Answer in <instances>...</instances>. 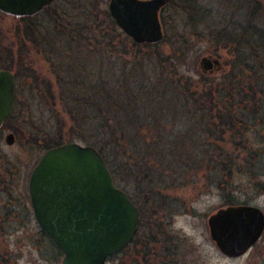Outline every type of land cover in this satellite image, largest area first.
<instances>
[{"label":"rangeland","instance_id":"obj_1","mask_svg":"<svg viewBox=\"0 0 264 264\" xmlns=\"http://www.w3.org/2000/svg\"><path fill=\"white\" fill-rule=\"evenodd\" d=\"M108 3L109 0H97L93 6L90 0H56L48 12L55 11L60 20L79 22L90 28V11H94L99 14L98 22L101 21V28H104L109 24L103 15L108 12ZM196 3L202 12H199L200 21L195 23L197 26H193L185 10L175 5L166 6L160 12L164 38L158 49L163 55L161 58L168 59L161 68L142 58L147 50L145 47L140 52H136L137 48L131 44L122 48L117 35L123 38L124 34L117 26L112 34L115 48L109 54L104 50L102 59L90 60V41L89 45L69 48V39L55 31L47 12L34 17V23L41 24L45 32L43 39L39 37L42 46L36 48L25 40L24 64L14 63L10 71L15 78L16 72L25 74L26 66L30 75L49 80L53 90L52 94L43 93L26 74L15 78L14 120L0 127V206L9 203L15 213L24 210L27 215L12 224L24 228L23 234L0 235V248L15 254L17 262L11 264H60L63 256L41 233L34 219L27 182L32 168L45 151L38 144V135L56 122L55 110L61 111L65 128L69 125L68 117L61 110L60 96L64 95L65 82L77 76L75 69H69L70 60L82 65L86 73L102 69L111 81L120 77L124 85L132 79L142 88L149 82L158 84L156 79L159 77L163 79L159 82L163 89L159 99L163 101L162 108L169 113L163 131L175 154L158 162L152 161L153 166L131 168L115 157L113 163L117 186L139 202L148 216L155 209L161 210L159 222L171 237L169 244L173 248L169 264L259 263L264 235L244 254L227 257L211 239L207 219L217 209L226 207L229 201L257 206L264 213V38L258 40L255 34L264 30V0H197ZM21 18L0 12V48L17 50L18 29L21 31L24 27ZM248 19L251 20L249 27ZM221 30L246 35L240 40L244 44L241 48L244 61H234V43L225 45L222 38L217 39ZM202 57L218 60L211 72L202 71L199 63ZM223 83L228 86L253 85L258 91L255 100H235L231 109L233 114L243 113L241 122L228 123L223 118L227 110L219 105L220 102L217 107L196 112V102L189 98L194 91L202 96ZM167 101L174 106L170 108ZM201 101L210 103L207 99ZM8 132L15 137L11 145L4 141ZM67 136L64 131L63 143L87 145L83 141L67 140ZM222 163L229 165L228 169L222 168ZM153 215L157 220L160 217ZM160 245L149 243L150 252L145 255L140 253L139 246H129L108 258L106 264H161Z\"/></svg>","mask_w":264,"mask_h":264},{"label":"trees","instance_id":"obj_2","mask_svg":"<svg viewBox=\"0 0 264 264\" xmlns=\"http://www.w3.org/2000/svg\"><path fill=\"white\" fill-rule=\"evenodd\" d=\"M196 1L197 0H170L160 9V12L166 6L175 5L177 8L185 10L193 26H197L195 23L200 21L202 12L198 8ZM95 2L97 3V0H90V4L93 6L96 4ZM49 8L50 6L46 7L44 12H47L46 14L49 20L53 22L54 28L56 29L55 31L69 39L67 42L69 48L75 45L79 46V44L82 46L89 45L90 41V60H93L95 57L102 59V52L104 50L109 54V52L115 48L112 43L115 41V37L112 34L113 29H115L117 25L109 11L103 13L109 21L108 26L104 28H101V21L98 22L99 14L90 11L89 28L87 27L88 25L80 24L79 22L69 23L66 20H60L58 16H55V11H53L52 14L48 12ZM160 12L159 19L163 29ZM199 12H201V14H199ZM33 19L34 17L21 18L24 27H22L21 31L18 29L17 37L20 40L19 46L17 44L15 45L18 47L17 50L14 51L7 47L0 48V69L11 70L14 63H17V65L23 63L25 40L31 42L36 48L42 46V43L39 42V37L42 36V39L44 38V29L41 24L34 23ZM250 22L251 20L248 19V27L250 26ZM123 34V38L117 35L118 44H120L122 48L131 44L137 48L136 52H140L141 48L145 47L147 50L143 52L142 58L150 60L154 66L157 65L159 68L168 62L167 58H165V60L161 58L163 55L158 49L163 39L157 43L137 44L124 32ZM255 34L258 35V40L264 38V30ZM243 36L246 35H244V33H239L237 35L227 30H221L218 33L217 39L220 41L222 38L225 45L234 43L232 45L233 54H235L233 58L236 59L234 61L239 59L242 61L245 60V58L241 57V48H243L244 44L240 40L243 39ZM109 47L110 50H108ZM150 50L153 52H150ZM254 55L258 56L255 52ZM70 62L71 65L69 69H75L77 71V76L65 82L64 85L66 87L64 88L66 89L64 90V95L62 94L60 96L62 103L61 110L62 113L68 117L69 125L65 128L66 124L61 117V111L55 110L56 122L54 124L51 123L49 129L42 135H38V144L43 150L63 143L62 133L66 131V135H68L66 138L67 140L83 141L87 145H92L98 150L109 168L114 182L116 180L115 178H117L114 170V157L127 164L128 167L134 168L146 165L153 166V162L164 160L168 155L175 154L171 149L172 145H169V142L166 140L168 135L163 131V126L167 123L166 119L168 118L166 117L169 113L164 110V107L162 108V106H164L162 105L163 101L159 99L160 94L163 93V89H161L159 84L160 79L163 80L161 77L156 79L158 84L155 85L149 82L148 84L151 85V87L146 89L149 85L146 87L144 85L145 88H141V86H138L137 80L135 83L132 82V79L130 81L128 80L127 84L124 85L120 77H116L114 81H111L102 69H98L96 72L90 71V73H86L82 65L72 63L73 60H70ZM169 62H171V60H169ZM262 68H264V64H262ZM24 71H26V77L33 79L39 90L43 91L45 94H52L53 87L49 80L39 78L34 74L30 75V70L26 66ZM254 71H256V69H254ZM84 73H86V75ZM22 74L23 73L16 72L15 78L18 79L25 76V74ZM254 87L253 85L243 87L242 85L234 84L228 86V84L223 83L221 87L215 85V87L211 89L214 92L209 89L208 92H205L204 95L201 96L200 93L198 95V91H194L189 94V98L196 102V106H194L196 112L204 108L217 107V103L220 102L219 105H223L221 107L227 110L223 118H226V121L232 124L244 120L242 118L243 113L233 114L232 112L231 108H233L235 100L239 102L244 100H255L258 91ZM256 87L259 89L260 86L256 84ZM145 91L148 92L146 93ZM17 93L18 89L16 88V94ZM179 94L182 95L181 93ZM151 97H153L154 100ZM186 97L187 96H185V98ZM206 99L210 100V103L205 104L201 101ZM186 100L188 101V99L184 101ZM214 100H217V102H214ZM16 101V97H14L11 113L3 122L4 126L14 120ZM167 102L169 103L170 101ZM169 106L172 108L174 105L169 103ZM252 115L255 116L256 114L253 113ZM245 116H248V113ZM222 166V168L228 169L229 165L222 163ZM132 200L139 208L140 222L134 238L119 253H122L129 246L134 245V248L139 246L140 253L145 255L150 252L148 247L149 243L152 242L154 244L158 242L159 244L161 243L160 246L163 248L160 249L162 257L161 264H169L171 260L170 256L173 254V248L169 244L171 237L162 229V224L159 222V220L162 219V215H160L161 210L154 208L155 210L150 212L148 216L140 203L134 198H132ZM232 204L233 201L227 203V205ZM152 207L153 204L151 203L150 208ZM153 214H156V216L160 215L158 220Z\"/></svg>","mask_w":264,"mask_h":264},{"label":"water","instance_id":"obj_3","mask_svg":"<svg viewBox=\"0 0 264 264\" xmlns=\"http://www.w3.org/2000/svg\"><path fill=\"white\" fill-rule=\"evenodd\" d=\"M54 0H0V10L15 17L33 16ZM170 0H109L116 25L135 43L163 39L160 9ZM203 72L217 59L202 57ZM15 97V78L0 69V127L9 117ZM4 141L11 145L14 134ZM34 219L61 251L60 264H106L134 238L140 211L114 182L102 155L92 145L65 142L45 150L27 182ZM209 234L227 257L247 252L264 230V213L253 205L232 204L207 219ZM258 264H264V252Z\"/></svg>","mask_w":264,"mask_h":264},{"label":"flooded vegetation","instance_id":"obj_4","mask_svg":"<svg viewBox=\"0 0 264 264\" xmlns=\"http://www.w3.org/2000/svg\"><path fill=\"white\" fill-rule=\"evenodd\" d=\"M55 1L56 0H54L51 4H53ZM46 7H48V6H46ZM44 9L41 10L39 13L33 15V16H24V17H36V15H38L40 13H44ZM0 12L4 15H8V14L3 13L1 10H0ZM9 16H12V15H9ZM212 70H213V68H212ZM212 70H209V71L204 72V73L211 72ZM13 208L14 207L11 206L9 203H4L0 206V235H12V233L13 234H15V233L20 234V233H22V231L24 229L21 226H17V227L15 226L14 227V225H12V224L15 222L16 219H22V218L25 219L27 215L25 214L24 210L22 211V213H19L18 211L15 213V209H13ZM41 233H43V231ZM263 235H264V230H263L260 238L255 242V244L262 238ZM44 236H46V235L44 234ZM46 237L50 240V238L48 236H46ZM51 243H52V246L57 248L53 244L52 241H51ZM263 252H264V249H263ZM14 256H15V254H12L9 250L0 248V264H11L12 262H17L14 259Z\"/></svg>","mask_w":264,"mask_h":264}]
</instances>
